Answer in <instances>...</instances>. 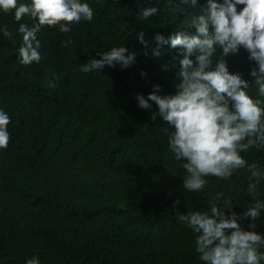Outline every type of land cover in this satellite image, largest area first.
Wrapping results in <instances>:
<instances>
[{
	"label": "trees",
	"instance_id": "trees-1",
	"mask_svg": "<svg viewBox=\"0 0 264 264\" xmlns=\"http://www.w3.org/2000/svg\"><path fill=\"white\" fill-rule=\"evenodd\" d=\"M81 2L93 9V19L66 33L59 25L42 27L37 39L44 58L28 66L20 63L18 27L32 21L26 16L17 22L14 10H0V28L7 26L15 40L0 31V110L11 120L9 144L0 149V264H26L33 256L40 264H204L195 250L198 234L178 215L210 214L217 193L231 201L226 215L247 211L255 203L247 190L250 174L241 169L227 180L209 176L202 191L185 190V170L168 147L173 129L154 102L143 109L136 99L138 93L147 98L154 85L162 96L178 91L182 55L154 37L195 34L188 26L197 8L183 0ZM150 7L157 13L143 18ZM122 45L136 53L133 65L80 70L100 59L99 52ZM248 56L241 47L224 59L231 73L250 82L248 94L264 99L251 83L256 64ZM189 58L195 63V55ZM240 154L264 171V149ZM256 199L264 201V179ZM238 222L248 230L250 218ZM256 225L264 235V212Z\"/></svg>",
	"mask_w": 264,
	"mask_h": 264
},
{
	"label": "clouds",
	"instance_id": "clouds-1",
	"mask_svg": "<svg viewBox=\"0 0 264 264\" xmlns=\"http://www.w3.org/2000/svg\"><path fill=\"white\" fill-rule=\"evenodd\" d=\"M191 3L198 15L191 18L189 31H176L166 40L157 33L158 45L170 42L178 49L179 60L178 91L173 95H159L160 86L145 98L137 94L138 106L150 109L149 101L157 105L158 113L173 131L168 136V147L176 161L185 170L183 188L189 192L202 191L208 181L205 177L215 176L229 179L234 172L246 169L250 174L248 192L255 203L241 214L231 212L230 199L217 193L210 203V214L193 211L182 213L177 219L190 227L197 238L195 250L204 264H261L264 253V235L256 232V221L264 212V201L256 199L257 184L264 179L256 163L248 164L241 152L250 148L264 149V99H254L248 94L250 82L240 74L228 70L224 57L237 53L242 47L249 53V60L256 67L250 70L252 82L258 86L260 98H264V0H183ZM237 5H242L239 10ZM0 10L8 13L14 10L15 21L24 17L32 26L20 23L18 32L22 45L18 49L20 63L28 66L39 63L44 57L39 49L41 43L37 33L42 27L59 25L60 32H70L71 25L82 19L91 21L93 9L81 0H0ZM157 8H145L143 18L157 13ZM6 39L15 43L13 33L7 26L0 28ZM139 42L147 47L144 33L137 34ZM65 46L71 41L64 42ZM219 50V58H216ZM159 55V48L153 50ZM100 59L93 58L81 66L84 73L101 70L105 66L125 69L135 63L136 53L124 45L99 52ZM195 55V63L189 57ZM167 70V69H166ZM55 75V74H54ZM141 75H144L141 72ZM46 86L55 87L52 81ZM151 119L155 121L156 113ZM9 115L0 110V149L7 148L10 141ZM179 203V201H175ZM218 205H222L218 207ZM250 218L248 230L238 222ZM26 264H40L33 256Z\"/></svg>",
	"mask_w": 264,
	"mask_h": 264
}]
</instances>
